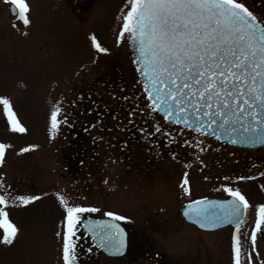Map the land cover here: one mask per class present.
<instances>
[{"label": "rangeland", "instance_id": "obj_1", "mask_svg": "<svg viewBox=\"0 0 264 264\" xmlns=\"http://www.w3.org/2000/svg\"><path fill=\"white\" fill-rule=\"evenodd\" d=\"M26 2L30 23L24 25L17 16L21 24L11 25L5 0H0V96L10 101L26 129L10 131L0 106V143L9 145L0 182L9 186L5 191L39 199L29 206H8L19 234L13 245L0 244V264L62 263L56 233L63 212L57 193L69 204L101 210L85 215L100 217L111 210L127 218L120 222L129 229L130 247L120 259L96 254L77 232L84 264H231L233 229L199 232L179 214L186 202L226 197L223 186L238 188L249 202L239 235L243 250L261 264L264 242L258 234L257 251L252 252L247 234L254 224L253 208L264 201V148L243 150L185 130L177 134L178 128L155 113L138 110L145 101L127 41L117 45L115 40L116 18L126 10V0ZM244 2L264 18V0ZM93 35L106 53L91 47ZM53 105L62 108L72 126L62 123L50 138ZM153 124L162 131L148 137L139 131L152 132ZM184 139L191 144L183 145ZM198 140L204 151L192 146ZM29 145L34 147L19 152ZM185 172L188 196L179 187ZM241 176L252 178L236 179Z\"/></svg>", "mask_w": 264, "mask_h": 264}, {"label": "snow or ice", "instance_id": "obj_2", "mask_svg": "<svg viewBox=\"0 0 264 264\" xmlns=\"http://www.w3.org/2000/svg\"><path fill=\"white\" fill-rule=\"evenodd\" d=\"M5 3L16 11L24 25L30 23V5L26 0H5ZM125 7L116 18L120 23L115 40L119 45L126 39L135 53L132 63L139 73L145 101L138 109L141 113L148 116L159 113L165 124L182 126L198 136L207 134L217 141L224 138L231 144L264 145V18L257 16L244 0H126ZM90 41L97 53L108 51L95 35ZM0 106L9 130L24 133L26 129L10 101L0 96ZM136 110L129 111V123ZM62 123L68 124V118L61 107L53 105L49 115L50 138L57 134ZM182 129L175 131L179 134ZM152 130L139 128L148 137L161 132L162 126L153 124ZM237 132L242 133L239 140L235 138ZM182 144L190 145L191 141L184 139ZM201 145L198 140L192 146L204 151ZM8 147L0 143V164ZM32 147L21 148L19 152ZM184 167L190 165L186 163ZM6 187L9 186L0 182V190ZM179 187L185 196L190 195L187 172L183 173ZM223 191L230 199L211 204L207 200H193L183 214L194 219L200 228L212 227L217 219L232 224V264H254L252 254L243 250L239 235L249 202L238 188L223 186ZM38 199L37 195L14 194L10 190L0 194V244L13 245L19 234L18 227L9 219L8 206H29ZM57 200L63 212L61 230L56 233L60 238L62 264H76V236L81 229L90 232L99 241L97 247L110 254L124 251L125 233L115 222L126 220L125 216L108 210L103 215L112 222L90 220L85 214L100 212L98 207L69 204L59 193ZM210 208L216 212H210ZM258 234L264 238V204L256 206L254 224L247 234L252 252L257 251Z\"/></svg>", "mask_w": 264, "mask_h": 264}, {"label": "water", "instance_id": "obj_3", "mask_svg": "<svg viewBox=\"0 0 264 264\" xmlns=\"http://www.w3.org/2000/svg\"><path fill=\"white\" fill-rule=\"evenodd\" d=\"M128 48H129V52H130V56H131V60H132V59H134L135 53H134V52L132 51V49L130 48L129 44H128ZM133 67H134V70H135V72H136V75H137V77H138V79H139V81H140L139 73L136 71V66L133 65ZM141 86H142V85H141ZM241 135H242V133L237 132L235 138L239 140V138H240ZM206 136H210V135H207V134H206ZM211 137H212V136H211ZM220 141L225 142V143H227V144H229V145H234V146H238V147L256 148V147L262 146L261 144H258V143H247V144H240V143H237V144H231V143H229V142H228L226 139H224V138H222ZM228 199H230V197L227 198V199H225V200H228ZM202 200H207V201L209 202V204H211L212 201H216V202H223V201H225V200H217V199H202ZM188 205H189V204H188ZM188 205L184 206V207L181 209V215H182L183 219H184L186 222H188V223L194 225V226L197 227L198 229H201V230H204V231H211V230H216V229H218V228H221V227H224V226H227V225H232V224H230V223H225L224 221L217 219V220L214 221V224H213L212 227H210V228H200V227L198 226V224H196V223L194 222V219H189L188 217H185V216H184L183 213H184V211H185V209L187 208ZM209 211H210V212H216V209H211V208H210ZM87 219H90V220H97V219H92V218H87ZM98 220H103V221L112 222L111 219H98ZM115 223H118V222H115ZM119 225H120V224H119ZM120 227L124 230V228H123L121 225H120ZM85 233L90 237V239L92 240V242L97 246V244H98V242H99L98 239L94 240V239L92 238V234H91L90 232H85ZM124 233H125V240H126V232H125V230H124ZM263 239H264V238H263ZM98 248H99V247H98ZM125 248H126V244H125ZM99 249H100L102 252H104L106 255H108V256H122L123 253H124V251H125V249H124V251H123L121 254H119V255H113V254H110L109 252L105 251V250L102 249V248H99Z\"/></svg>", "mask_w": 264, "mask_h": 264}, {"label": "flooded vegetation", "instance_id": "obj_4", "mask_svg": "<svg viewBox=\"0 0 264 264\" xmlns=\"http://www.w3.org/2000/svg\"><path fill=\"white\" fill-rule=\"evenodd\" d=\"M5 8H6V4H5V6H4ZM78 238L82 241L83 240V237H82V235L80 234V235H78ZM130 243V242H129ZM128 247H130V246H128ZM78 252V251H77ZM96 254H98V255H100L99 253H97L96 252ZM101 256V255H100ZM103 257V256H102ZM78 259H79V261L81 262V264H84L82 261H81V256H80V254H79V252H78V257H77ZM103 258H105V257H103ZM105 259H107V258H105Z\"/></svg>", "mask_w": 264, "mask_h": 264}]
</instances>
